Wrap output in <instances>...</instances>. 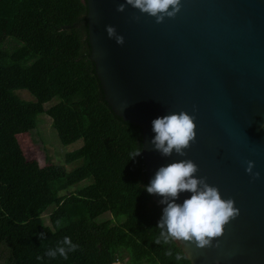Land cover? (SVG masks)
<instances>
[{
	"label": "trees",
	"instance_id": "16d2710c",
	"mask_svg": "<svg viewBox=\"0 0 264 264\" xmlns=\"http://www.w3.org/2000/svg\"><path fill=\"white\" fill-rule=\"evenodd\" d=\"M87 12L86 0H0L3 264H177L164 253L169 247L183 251L179 241L154 243L162 208L145 190L142 128L118 117L105 99L90 59ZM19 91L35 99L24 100ZM54 99L59 102L46 109ZM44 114L62 144L84 141L65 156L66 164L79 159L83 164L56 181L23 155L17 138L33 134ZM137 149L141 154L130 159ZM88 179L90 184L69 194L55 190ZM51 207L46 224L43 215ZM106 213L113 218L99 222ZM58 219L65 224L59 229ZM64 236L79 249L67 260L46 256ZM179 264L192 262L187 258Z\"/></svg>",
	"mask_w": 264,
	"mask_h": 264
},
{
	"label": "water",
	"instance_id": "95a60500",
	"mask_svg": "<svg viewBox=\"0 0 264 264\" xmlns=\"http://www.w3.org/2000/svg\"><path fill=\"white\" fill-rule=\"evenodd\" d=\"M86 1L90 59L114 113L142 128L148 181L160 166L191 159L197 178L207 177L240 210L219 248L179 241L189 260L264 264V0H181L176 17L161 24L131 6L117 12L126 0ZM108 25L124 37L122 46L108 37ZM180 111L195 116L196 140L185 157H162L149 144L151 122ZM249 160L258 179L245 171Z\"/></svg>",
	"mask_w": 264,
	"mask_h": 264
},
{
	"label": "clouds",
	"instance_id": "9594fccd",
	"mask_svg": "<svg viewBox=\"0 0 264 264\" xmlns=\"http://www.w3.org/2000/svg\"><path fill=\"white\" fill-rule=\"evenodd\" d=\"M128 6L161 24L166 18H175L181 11L182 3L181 0H126L125 3L117 5L116 11L124 12ZM132 19L139 21L140 16L133 14ZM106 32L118 45L124 44V37L117 33L115 27L106 26ZM194 121L195 116L186 111L173 112L152 120L155 136L149 141L151 150L158 152L162 157H171L173 153L185 157V150L196 140ZM140 154L141 150H134L129 154L130 159ZM246 164V173L254 180L258 179L260 173L253 172L254 161H246ZM198 171V165L191 159H180L160 166L146 186L145 190L149 194L159 195V203L166 205L158 221L159 234L154 240L155 244L171 245L174 241H180L188 247L195 246L198 249L219 248L218 238L224 235L225 226L240 215L234 199H223L219 189L207 182V177L197 178ZM184 192L191 193L190 198L184 199L182 204L177 203L180 194ZM64 226L62 220L56 221L58 229ZM40 239H45L44 233H40ZM79 247L72 242L71 237L64 236L55 247L49 248L45 255L53 259L59 256L67 260L69 253L77 251ZM164 254L170 258L174 257L177 264L188 258L185 252H174L171 247L167 248ZM37 259L42 257L38 256Z\"/></svg>",
	"mask_w": 264,
	"mask_h": 264
},
{
	"label": "rangeland",
	"instance_id": "374dc122",
	"mask_svg": "<svg viewBox=\"0 0 264 264\" xmlns=\"http://www.w3.org/2000/svg\"><path fill=\"white\" fill-rule=\"evenodd\" d=\"M18 95L24 100H34V96H32L28 91H19ZM59 102L58 99H54L51 102L45 104L46 109L56 105ZM18 143L21 146V150L23 155L30 161L36 160L40 164L41 167H44L48 170L50 174V179L53 181L62 179L66 173H69L76 169L77 167L83 164V159L76 160L71 164L65 163V156L68 153L76 151L80 149L84 141L79 140L71 145H64L61 143L58 133L53 128V121L47 115H40L38 117V127L33 132V134H21L18 137ZM51 180V181H52ZM65 182L66 178H65ZM91 183V180L88 179L72 188L65 190H57L55 189L53 183V188L60 193L65 194L68 192L76 191L81 189L88 184ZM61 189V188H60ZM65 191V192H64ZM61 194V195H62ZM53 210V207L49 208L48 212H46L43 217L46 224H49V214ZM112 215L110 213H106L101 216L98 221H106L112 219ZM0 249H4L1 247ZM6 259L5 251L0 252V264L4 263Z\"/></svg>",
	"mask_w": 264,
	"mask_h": 264
}]
</instances>
